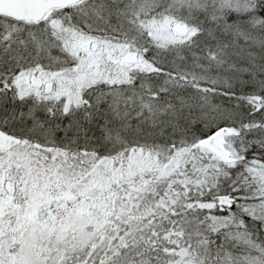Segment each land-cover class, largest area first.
<instances>
[{
    "label": "snow or ice",
    "instance_id": "obj_1",
    "mask_svg": "<svg viewBox=\"0 0 264 264\" xmlns=\"http://www.w3.org/2000/svg\"><path fill=\"white\" fill-rule=\"evenodd\" d=\"M0 264H264V0H0Z\"/></svg>",
    "mask_w": 264,
    "mask_h": 264
}]
</instances>
